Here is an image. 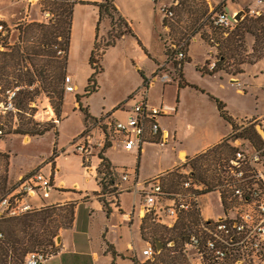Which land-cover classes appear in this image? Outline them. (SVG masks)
<instances>
[{"label": "rangeland", "instance_id": "obj_1", "mask_svg": "<svg viewBox=\"0 0 264 264\" xmlns=\"http://www.w3.org/2000/svg\"><path fill=\"white\" fill-rule=\"evenodd\" d=\"M11 1L10 3L8 0H0V14L9 18L21 14L28 15L24 4L22 2L17 3L21 0ZM49 1L52 0H37L36 6L34 7L35 15L30 17V20L38 19L41 20L40 23L48 24L42 14L46 11L50 12L51 5ZM249 1L250 0H239L237 1L238 3H230L225 9L231 14L234 10L240 9L241 5L245 7ZM27 4L30 5L29 2ZM159 7L158 5V10ZM222 7L223 4L221 0H180V5L174 9V19L164 21L170 30L163 27V17L160 12L157 13V29L161 31L163 42L161 43L159 41V34L156 32L155 36L157 41L153 43L151 51L155 54L156 59L160 61L158 64L165 60L166 63L163 67L167 71L175 70L173 62L169 61L164 55V53L167 52L165 48L167 47L170 50L171 45L181 46L183 43H187V56L189 57L190 47H193L194 61L192 59L191 62L185 63L183 73L188 86L195 87V90L193 91L190 88H186L181 91L187 99L186 104L184 102L183 108L186 110L185 112L188 116L187 122L184 125V133L187 140H185L184 146L188 148L192 147L194 139L202 137L204 130H206L209 136L211 135V140L214 139L218 133L225 130L229 131L227 123L220 117L216 101L226 106V111L232 118L237 117L244 119L248 117L247 119L237 121L239 125L250 127V125L253 124L256 128L261 126L262 129H264L263 40L258 41L254 35L246 34L244 39L238 43L241 47L239 48V52L235 54V57H230L229 60L222 63L226 71L216 77H206L200 74L195 67V63H201L203 61L204 55L208 57L207 62H216V64L222 62L221 56L224 51L222 49V44L219 46V43L223 42V40L225 41L229 34L216 29L212 24L213 15L215 12L222 9ZM23 8L24 12H22ZM31 23H24L25 25L22 24L13 29L9 28L10 34L8 38L4 39V36H0V45L8 43L10 46H13L16 44L19 40V29ZM73 31L72 29V38L69 48L70 58L68 57L67 71L71 72L76 77L75 82L80 87V96H83L89 81L86 75L90 72L91 77L93 70L88 64H85V58H80L78 42L75 37L73 38ZM131 42L132 39L129 38L126 47H118L109 51L101 62L104 72L97 79L99 92L87 100L90 114L99 120L124 108L129 111L135 103L142 101L145 97L143 82L138 74L140 57L137 56L136 48H131ZM85 53L86 55H91V52H87V48L85 49L84 47L82 54L85 55ZM158 64L148 57L145 65H142L148 80L153 76L151 71H159V67H157ZM67 76H69L68 73ZM178 77L176 73V78L178 79ZM231 77L234 80H239L240 83H232ZM164 85L165 84L161 80L157 81L155 84H150L148 97L150 95V98L159 100L164 96L170 102L179 101V96L177 95L178 87L175 85L167 86L164 92ZM240 90L244 92H240ZM128 93H133L134 96L125 98ZM7 101V92L2 93L0 90V104L6 103ZM49 101L50 104H52L51 107L49 106ZM13 105L14 110L5 115L4 120L8 128L3 140L0 141V154H5L10 157L9 187L12 189L11 193L20 186L23 179L29 178L37 171L42 169L45 173H48L50 171V166L52 169L55 168L54 162H50L54 156L58 158L61 156L62 175L66 177V183L72 185L73 181L80 182L77 177L81 168L80 157L76 156V154H81L79 152L73 153L76 147L73 146V144L85 145L86 151L81 156H83V160H85V165L90 166L89 161L92 156L97 155L99 149L101 150L103 148V146L101 147L99 145L101 142H104L105 136H103L102 130L97 127L95 128V133H93V129L90 133V137H94L92 142H90L89 136H85L83 139L79 140V137L85 131L84 116L72 103V100L66 102L65 99L63 104L64 109L60 117L55 108V101L47 95H43L38 99L35 105L36 107L32 105L30 110L24 112L18 111L15 101H13ZM47 107L51 113L49 115L43 113ZM257 114L258 116H255ZM252 115L255 117L251 118L250 116ZM28 120H32L34 123L40 125L38 126L39 129L48 125L56 126L58 136L55 130L43 136H34L31 139V136L28 135H15L14 132L19 128L21 122L23 123ZM110 120L112 121V119ZM193 120H195V123ZM238 134L239 132L234 134V136L236 137ZM235 139L237 138L233 137L225 143L230 145V141H234ZM134 140H136V137H134ZM125 144V138H123L121 142H116L115 146L108 152V158L113 166L118 168L120 174L126 171L131 174L132 185L135 183L137 171L140 172L139 181H145L149 175H158L160 169L168 167L176 160V154L170 149L173 148L172 146L164 147L156 144H144L140 154L139 145H136L132 152H127ZM244 146V149H247L249 144L244 142ZM143 148L148 149L147 153ZM67 154H69V156H67ZM190 170H192V168L188 159L185 165L179 169V173L184 177L185 175L183 174ZM20 175H23V177L19 180L18 177ZM160 180L161 182H165L166 190H177V178L174 177V174H167L160 177ZM134 198V191L123 193L120 197L121 209L124 210L127 206H132ZM45 200L47 201V199ZM45 200L33 198L31 202L34 206H39L43 205ZM84 200L85 199H83V201ZM208 200H210L209 205L211 206V209L207 212L208 216L218 217L223 214V209L220 206L217 193H213L207 197L206 201ZM98 204L102 205L98 200L82 203L80 206V214L84 217H88L89 214L92 215L91 210H95ZM112 206L116 207L115 205ZM47 207H42L37 210ZM131 209L132 208H130L129 211H131ZM139 212L140 209L138 208L137 213ZM65 213V210L58 211V214L65 215ZM96 219L98 225L107 226L109 228V239L118 243V249H123L126 243H122L119 235L121 213L114 210L113 214L109 215V217L106 214H99L98 216L95 215V220ZM147 224L149 225V234L152 236L153 243L159 240L166 245L169 241L175 240L178 246L181 247L184 241L183 237L185 238L188 232L187 223L184 219L175 227H168L153 222L150 217ZM174 228H178L179 230L177 229L174 231ZM180 230L183 233L182 237L178 236V231ZM49 249L50 247H40L37 250L47 251ZM170 259L174 260L175 263L176 260L165 251L156 262L149 264H170ZM130 263L131 262L128 261L126 264Z\"/></svg>", "mask_w": 264, "mask_h": 264}, {"label": "built area", "instance_id": "obj_2", "mask_svg": "<svg viewBox=\"0 0 264 264\" xmlns=\"http://www.w3.org/2000/svg\"><path fill=\"white\" fill-rule=\"evenodd\" d=\"M34 1L37 0H28L29 4ZM237 1L239 0H221L223 7L213 15V26L229 34L237 29L240 22L249 18L260 22L264 30V0H250L245 7L241 5L240 9L231 14L227 12L225 8L230 3H238ZM155 2L160 6L163 22L174 19V9L180 5V0ZM239 14L241 19L238 21ZM43 16L47 22L52 19L48 11ZM165 29L170 30L168 27ZM2 32L4 27L0 25V33ZM170 49L176 52L177 61L186 60L187 43L181 46L171 45ZM59 55H63V52H59ZM216 66V62L210 63L209 69L213 70ZM159 80L164 84L175 82V71H167L162 66L148 81L147 86L150 87V84ZM64 90L66 94L76 91L72 77H66ZM143 90L144 99L134 105L126 121H111L109 118L100 120V124L108 127L119 142L125 138V149L128 151L139 145L141 152L148 141L166 146L170 140L169 134L162 132L159 119L169 115L172 109L168 106H151L146 101L148 90ZM18 91L19 88L7 91L8 101L0 104V138L7 132L4 118L14 110L13 101ZM37 102L38 100L32 105L35 106ZM49 106H52L50 101ZM43 113L51 114L48 107ZM243 142L242 139L230 141V146L236 149V153L229 162L218 166L219 179L211 191H208L209 187L205 183L196 179L192 170L183 174L185 176L182 183L174 192L166 190L160 178L152 179L146 184L143 198L147 217L168 227H175L182 219L187 223L188 232L181 247L176 249V244L172 241L164 244L163 250L176 260L174 264H264V146L257 149L249 145L244 149ZM99 145L102 147L103 143ZM73 146H76L75 153L83 155L86 151L85 145ZM55 176L56 173L50 166L48 173L41 169L23 179L20 186L0 202V217H21L37 211L39 206H34L31 200L49 199L54 190ZM122 180L130 181L128 172L122 176ZM213 193L218 194L223 209V214L218 217L204 213L205 208L211 209L210 200L206 201V198ZM193 216L196 217L195 221L192 220ZM122 217L125 221L131 220L129 214H123ZM162 251H158L156 243H150L143 251V264L153 263ZM55 252L56 247H50L47 251L30 252L24 264H44Z\"/></svg>", "mask_w": 264, "mask_h": 264}, {"label": "trees", "instance_id": "obj_3", "mask_svg": "<svg viewBox=\"0 0 264 264\" xmlns=\"http://www.w3.org/2000/svg\"><path fill=\"white\" fill-rule=\"evenodd\" d=\"M49 3L51 5L50 12L53 15L51 22L49 21L48 24L36 22L27 24L24 28L19 29L20 35L16 44L13 46L8 43L0 45V90L2 93H6L19 88L14 98L19 112L30 110L36 100L43 95H47L55 101V108L60 117L66 98L64 82L67 77L71 29L76 3L72 0H52ZM95 7L98 11L99 20L97 24V39L89 62L93 74L88 81L83 96L77 97L79 103L82 99H89L99 92L97 79L104 72L101 62L106 52L116 47L127 36L137 38L129 23L120 14L116 6V0H101L100 3L95 4ZM107 22L110 24V29L105 37L100 38L101 27ZM0 25L4 27V32L0 33V36H4V39L8 38L10 30L7 25L2 21H0ZM163 26L164 28L167 27L165 22H163ZM246 34L254 35L258 41H264L262 24L246 18L239 23L235 31L229 33L225 41L218 42L219 46L222 44L224 51L221 56L222 62H219L213 70L209 69L210 62H206L204 67L197 68L198 71L209 76L225 72L226 70H224L222 63L229 60L230 57H235L241 47L238 43L244 39ZM160 40L163 42L162 35H160ZM165 49L167 50L165 52L167 59L174 64L175 75L177 73L179 76V86L181 88L188 86L183 78V68L185 63L192 61L191 58L187 56L186 60L177 61L176 52L169 50L167 47ZM59 52H63V55H59ZM139 72L144 79L143 88L149 90L147 86L148 79L142 71ZM216 102L221 117L232 126L233 133L223 143L195 158L189 159L194 176L198 181L205 183L209 187L208 191L212 190L219 179L218 166L223 162H229L236 153V149L226 144V141L234 137L242 139L257 149L264 146V140L256 126H253V124L250 127L239 125L228 114L226 106L219 101ZM80 111L84 114L86 128L79 140L85 136L90 137L91 131L97 127L102 130L105 136L103 148L99 149L97 154L100 161L97 168V181L100 192L96 193L95 196L102 203L107 214L110 215L111 205L118 207L119 198L125 191V187L122 185L124 183L122 176L127 171L120 174L107 157V152L115 146L119 139L112 131H109L108 127L101 125L99 119L90 114L89 107H84L80 104ZM38 126L40 125L32 120L21 122L14 134L34 137L43 136L55 130L58 136L56 126L48 125L40 129ZM237 132L239 134L235 137L234 134ZM0 140L2 141L3 138H0ZM146 144L155 143L148 141ZM56 158L57 156H54L50 162H54ZM9 161L10 157L8 155L0 154V202L12 191L11 187H9ZM83 161L85 164V160ZM168 174H174V177L177 178L176 188L178 189L183 179L179 169H175ZM162 184L165 187V182H162ZM77 205V202H69L64 205H55L37 210L21 217L10 218L3 216L0 218V234H2V238H0V264H23L25 257L30 252H34L40 247L55 248L56 240L60 236L61 231L69 230L73 227ZM60 210H65V215L58 214ZM192 220L195 221L196 217L193 216ZM177 229L174 228V231ZM178 234L181 237L183 235L181 230L178 231ZM183 239L185 238L183 237ZM171 241L175 242V248L178 249L177 241ZM163 252L165 250L160 253L159 257ZM156 261L157 259L154 262ZM170 264H174V260L170 259Z\"/></svg>", "mask_w": 264, "mask_h": 264}, {"label": "crops", "instance_id": "obj_4", "mask_svg": "<svg viewBox=\"0 0 264 264\" xmlns=\"http://www.w3.org/2000/svg\"><path fill=\"white\" fill-rule=\"evenodd\" d=\"M8 1H10V3L12 2L11 0ZM27 1L28 0H21L18 1L17 3L22 2L24 4V7L26 8L28 15L21 14L9 18L5 15L0 14V21L4 22L7 25L8 29L9 28L13 29L15 27L17 28L22 24L25 25L24 23H31V22L35 23V21L36 23L41 22V20L38 19L30 20V17L35 15L34 7L36 6V1L30 3V5L27 4L28 3ZM72 1L76 3L74 8L73 23H72V29L74 30L73 38L75 37L76 41L78 42V48L80 50V58L81 59L85 58V64H88L90 66L89 62L91 55H86V53L84 55L82 53L84 47L85 49L87 48V52L89 51L91 52V54L94 49L95 42L97 39V24L99 20L98 11L97 8L95 7V4L100 3L101 0H72ZM116 6L120 14L129 23L131 30L134 32L137 38L133 36H127L116 47L109 49L104 55V57L109 53V51L115 48L126 47L128 39L129 38L132 39L130 46L131 48H136L137 56L140 57L139 63L141 65L139 64L138 74L143 82V87H144V79L139 72L142 71L146 77V72L143 70L142 65L143 66L145 65L148 57H150L151 60H154V62H157V64L158 62H160L158 61V59H156L153 51H151L153 43L157 41L155 36L156 32H158L159 41L161 42L160 40L161 31L157 29V21H156L157 13L159 12L158 4L155 2V0H116ZM29 9L31 10V12ZM22 12H24V8L22 9ZM72 29H71V38H72ZM109 29H110V24L107 22L103 25V27H101V30L99 32L100 38L105 37ZM192 51H193V47L191 46L189 50V57L191 58V60L193 59V55H194ZM68 57L70 58V55ZM104 57L102 61L104 60ZM207 60L208 57L204 55L203 61L201 63H195L196 69L198 67H204L206 65ZM165 63L166 61L164 60V62L159 63L157 67L161 68L163 65H165ZM151 72L153 73L152 75L154 76L157 71L153 70ZM67 73L70 77H72L73 85L75 84L74 87L76 91L74 93L66 94V98H65L66 102L72 100V103L79 110H80V104H82L84 107H88L87 106L88 99H82L80 103L77 101V97L80 96V87L75 82L76 77L69 71H67ZM199 73L204 75L201 72ZM219 74H223V73H219ZM219 74H216L214 76H209V75H204V76L213 78L218 76ZM86 78L89 80L90 72L87 73ZM183 78L185 80V77ZM233 80L234 79L232 78L231 80L232 83ZM179 81L180 80L178 78L175 82L170 84H165L163 86L164 92L166 91L167 86L170 85L177 86L178 87L177 95L179 96V101L170 102L164 96L162 97V99L159 100L150 98V95L149 97L148 95L146 97V101L151 106H155V107L168 106L172 109L169 115L161 117L159 119V126L163 133L167 132L169 134L170 136L169 143L164 147L167 146L173 147L170 149L176 154V160L173 161L168 167L160 169L158 171V175H154V176L149 175L145 179V181H139L140 172L137 171L135 183L133 185L131 183L132 182L131 174H129L130 181L124 182L122 184L125 187L124 190L127 191V192L124 191V193H129L132 191L135 192V198L133 204L132 206H127V208L124 209L125 210L124 211L121 209L120 198H119L118 207H113L111 205L110 215L113 214L114 210H117L118 212L121 213L119 235H120V240H122V243H126L125 247L123 249L122 248L118 249L117 247L118 243L114 240L109 239V231H110L109 228L107 226L98 225L97 219L95 220V215L97 216L99 214L108 215L103 205L98 204L95 210L94 209L91 210L92 215L89 214L88 217H84L82 214H80L81 204L88 203L90 201H97L95 194L100 192V187L97 181V177H98L97 168L100 163L98 159V155L92 156V158L89 161L90 166H86L84 164L83 157L79 154H76V156L80 157L81 168H80V173L77 176L80 182L73 181L72 185H68L65 181L66 177L62 175L63 169L60 162L61 159L60 156L59 158L57 157L56 160L54 161L55 168H53V170L54 173H56L53 182L54 190L52 191L50 198L47 199V201L45 200V202L43 201L44 204L39 205V208L58 205V204L64 205L72 201L77 202L78 205L76 209V218L73 227L69 230L61 231L59 236L60 242L59 244L56 243L55 254L44 264H126L128 261L131 262L130 264H136V263L143 264L145 262L143 251L148 247L150 243H153L152 236H150L151 234H149L148 231L150 230L149 225L147 224L149 221V217H147V213L144 206V198H143V192L146 189V184L152 179L160 178L162 176L167 175L168 173H170L175 169H180L185 165L188 159L195 158L196 156L206 152L207 150L221 144L223 141L228 139L233 133L232 126L227 121H225L220 115V117L227 123L229 127V131L225 130L223 132H220L216 135L214 139L211 140V135L209 136L206 130H204L201 138H196L193 140L194 144H192L191 148L185 147L184 144L187 140L185 137L186 135L184 133V129H185L184 125L187 122L188 116L185 112L186 110H184L183 108V105L184 102L186 104L187 99L185 98L184 93H181V91H183L186 88H190L191 90L194 91L195 88L189 86L181 88L179 86ZM240 92H244V91L240 90ZM131 96H134V94L128 93L125 98H130ZM133 107L129 111H127L124 108L119 111L113 112L106 118H110L112 120L114 119V120L126 121ZM255 116H258V114ZM255 116L252 115L250 117L252 118ZM247 118L248 117H245L244 119ZM83 119L85 124V117ZM233 119L236 121L244 120L242 118H237V117H234ZM193 121L195 123V120ZM93 133H95V130ZM31 138L33 137H30V139ZM89 140L90 142H92L94 140V137L92 138L89 137ZM242 144H244V142ZM149 145H154V144H149ZM126 151L132 152L133 150L131 151L126 150ZM144 151H146L147 153L148 149H144ZM108 152H107V157H108ZM73 153L75 154V152ZM67 156H69V154H67ZM116 170L118 171V168H116ZM22 177L23 175H20L18 179L20 180ZM83 199L85 200L83 201ZM130 208H132L131 211H129ZM138 208L140 209L139 213H137ZM208 210H209L208 208L204 209V213L206 215H208L207 213ZM123 214L131 215V220L125 221L122 217Z\"/></svg>", "mask_w": 264, "mask_h": 264}, {"label": "water", "instance_id": "obj_5", "mask_svg": "<svg viewBox=\"0 0 264 264\" xmlns=\"http://www.w3.org/2000/svg\"><path fill=\"white\" fill-rule=\"evenodd\" d=\"M240 19H241V14H239L237 16V20L239 21ZM233 83H239V80H233ZM257 129H258L260 135L262 136V138L264 139V130L262 129V127L258 126ZM59 242H60V237H58L57 240H56L57 244H59ZM156 246H157L158 251H162L164 249L165 245L163 243H161L159 240H157L156 241Z\"/></svg>", "mask_w": 264, "mask_h": 264}]
</instances>
